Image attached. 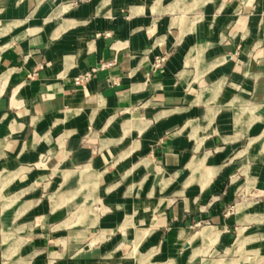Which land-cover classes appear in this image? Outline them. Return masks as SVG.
Segmentation results:
<instances>
[{"label":"crops","instance_id":"obj_1","mask_svg":"<svg viewBox=\"0 0 264 264\" xmlns=\"http://www.w3.org/2000/svg\"><path fill=\"white\" fill-rule=\"evenodd\" d=\"M0 229V264H264V0H0Z\"/></svg>","mask_w":264,"mask_h":264},{"label":"rangeland","instance_id":"obj_2","mask_svg":"<svg viewBox=\"0 0 264 264\" xmlns=\"http://www.w3.org/2000/svg\"><path fill=\"white\" fill-rule=\"evenodd\" d=\"M97 201H98V199L96 198V199H91L90 201L86 200V202H83L82 208L79 210L78 213H76L75 215H73V218L69 220L68 225H70V226L71 225H74V224H77L78 225V224H81L85 219L86 220L87 219H90V220L95 219L94 214H90L89 213V209H87V208H89L90 206H92ZM96 211L98 212V210H96ZM10 219H11V221H13L12 222V227H14L15 224H17V223L22 222L23 219L25 220V222H29V223L32 220L30 218V216H28V215H25V217L20 218V219H14V216H11ZM0 232H1V229H0ZM210 233H211V235H209L210 237H207V238L210 240V243H213V242H215L217 240V233H213V232H210ZM234 238H235V235H234ZM0 239H2L1 233H0ZM24 241L25 240H22L21 239V240H19L17 242H13L14 245H13V247L11 249L12 251H11V254L10 255L16 254L18 252V250H19V247L24 243ZM2 243H3V245L0 243V252H2V250H4L5 246L8 244V242H5V243L2 242ZM25 248H26V246H25ZM237 249L239 251H237L236 254H238V257H240V259L238 260L239 261L238 264L242 261V259L248 261L251 264L252 263L251 261H253V259H252L253 258V254H252V252H249V251L248 252H245V253L243 251L241 252V250H242L241 244H240V246H237ZM200 253H201V249H199V248L194 249L193 255H192V257H191L190 260L192 261ZM242 253H244L243 256L242 257H241V255L239 256V254H242ZM220 254H223V253H218V252H215L214 253V252H212L211 255L208 256V257L210 258L212 256V257L216 258V257H219ZM234 257L235 256H230L229 258H234ZM142 264H153V263H150L148 261H146V262L144 261V263H142ZM212 264H221V263L214 262Z\"/></svg>","mask_w":264,"mask_h":264},{"label":"built area","instance_id":"obj_3","mask_svg":"<svg viewBox=\"0 0 264 264\" xmlns=\"http://www.w3.org/2000/svg\"><path fill=\"white\" fill-rule=\"evenodd\" d=\"M111 64H112L111 62H108V63L103 64L101 67L109 66ZM96 70H97L96 68H92V69L86 70L83 73L77 75L74 78V84L75 85H79V86L84 85L89 80V78L91 77L92 73L94 71H96ZM32 75L33 74L29 75V77H31ZM112 83H116V81H113Z\"/></svg>","mask_w":264,"mask_h":264}]
</instances>
